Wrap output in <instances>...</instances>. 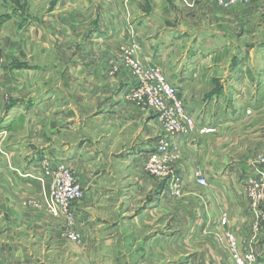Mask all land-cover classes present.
<instances>
[{
	"label": "crops",
	"instance_id": "crops-1",
	"mask_svg": "<svg viewBox=\"0 0 264 264\" xmlns=\"http://www.w3.org/2000/svg\"><path fill=\"white\" fill-rule=\"evenodd\" d=\"M5 1L0 0V264L170 263L173 245L185 238V231L172 229L185 219L172 215L173 187L186 217L185 197H194L196 212L185 220L195 224L196 234H215L211 251L223 249L213 252V264H228L218 256L227 252L226 231L242 249L253 247L254 264H264V204L237 194L251 180H264V167L256 173L252 157L238 165L228 135L244 122L264 127V71L251 70L264 55L259 2L223 9L212 0H189L191 6L187 0H158L160 10L151 9L150 0H48L49 13L39 14L30 11L29 0L17 1L20 7ZM131 42L141 46L138 57L146 64L160 65L196 124L170 136L162 177L146 169L166 135L161 119L135 94L134 82L128 74L124 78L123 64L114 58ZM31 58L66 66L46 76L54 83L45 89ZM114 61L122 72L110 76L107 67ZM61 161L71 165L84 189L71 218L50 213L46 205L47 163ZM196 171L205 175L206 186L196 182ZM205 188L213 197L195 195ZM69 231L80 241L69 239Z\"/></svg>",
	"mask_w": 264,
	"mask_h": 264
},
{
	"label": "built area",
	"instance_id": "built-area-1",
	"mask_svg": "<svg viewBox=\"0 0 264 264\" xmlns=\"http://www.w3.org/2000/svg\"><path fill=\"white\" fill-rule=\"evenodd\" d=\"M249 0H219L226 6L236 5ZM140 47L135 45L125 60L127 66L135 69L136 73L143 74V68L139 60L132 57L138 56ZM146 70L145 78L140 86L135 88V94L144 96L146 104L151 106L161 119L166 135L161 140L157 151L153 152L146 160V169L156 177H162L168 171L170 146V136L180 133H187L195 129V120L186 107V105L177 98V87L169 81L161 68L150 64ZM115 70L119 69L115 67ZM251 112L250 110L248 111ZM212 129L202 128L201 132H208ZM45 175L52 178V184L47 197V207L55 215L62 214L68 218L72 217L71 207L73 202L80 200L84 196V189L81 182L74 175V171L68 162L47 163ZM194 178L199 185L206 186L208 180L205 175L196 171ZM251 199L255 202L264 200V183L257 180H251L247 189ZM257 192V193H255ZM220 224L226 226L227 219L223 217ZM67 237L73 241H80V235L77 232H67ZM225 239L230 249L233 260L236 264H254L256 254L253 247L245 249L240 247V242L232 231L225 232Z\"/></svg>",
	"mask_w": 264,
	"mask_h": 264
},
{
	"label": "rangeland",
	"instance_id": "rangeland-1",
	"mask_svg": "<svg viewBox=\"0 0 264 264\" xmlns=\"http://www.w3.org/2000/svg\"><path fill=\"white\" fill-rule=\"evenodd\" d=\"M2 1H5V0H2ZM17 1H19V0H7V1H5V3H7L9 5L11 2L16 3ZM72 1L75 3L78 1L80 3H83L82 0H72ZM84 1H86V0H84ZM108 1L111 2L113 0H108ZM253 1H258L259 2L258 8H262L264 11V0H249L247 2H241V3H238L236 5H232V6H226V5L222 4L221 2H219V0H212V2H214V4L217 7H220L223 9H230L233 7H237L241 4H249L250 2H253ZM29 2H30L29 8H30V11L32 13H36V12H38L39 14L49 13L48 10L50 9V7L48 5V0H29ZM180 2L184 3V2H186V0H183V1L180 0ZM187 2L189 3L188 6H191V4L193 3V2H190L189 0H187ZM80 3H77V4H80ZM148 4L151 6V9H153L152 7L154 6V8L156 7V8H160V10H162V4L158 0H150L148 2ZM16 6L18 7L19 5H17V3H16ZM10 10L12 11L11 8H10ZM3 13H4V6L0 4V14H3ZM12 15H16V12L12 11ZM8 22H10V21H8ZM2 34L3 33H0V39L3 38ZM135 45H138L141 48V46L139 44H137L136 42H134V43L131 42L129 45H125L123 48H121L120 52L118 51L117 54L114 56V58H116L120 62H122V64H123L122 69H123L124 78L127 74L129 75V78H130L129 82H134L132 84V87L134 89L137 86H140L142 84L141 82H145L143 80L145 78L146 70H148L149 69L148 67L150 66V64H146L136 54H133L132 57L134 59H137L140 61L142 68H143V74L141 75L139 73H136V71L133 67L127 66V63L125 62V60L128 56L127 52L130 51L132 48H134ZM50 58H51V56H50ZM31 60H32L31 61L32 66L36 67L38 65L40 67L37 77L39 78V80H41V79L43 80V78H44V81H46V83H44L45 89H47V88L49 89L50 86H52V84L54 83V79H51L50 77H48L46 79V76H50L51 73H55L56 70H62L66 66V64H63V65L61 64V65L57 66L55 63H52V62L48 63L47 61H45V59H42V58H34V59L31 58ZM256 62L257 61H255V63L254 62L251 63V70L253 72H256L255 69H261L262 71H264V55H263V53L261 55V62H259V63H256ZM113 63H114V65H113ZM109 65L107 67L108 73L109 72L111 73V71H112V74L116 73L117 71L115 70V67H116L115 61L112 62L110 67H109ZM157 66L159 68H161L160 65H157ZM122 69H119L118 72L119 71L122 72ZM161 70H162V68H161ZM110 73H109L110 76H116V74L112 75ZM163 73H164V71H163ZM78 77L79 76L77 75V78ZM231 97H233V96H231ZM177 98L180 99L178 96H177ZM255 105H256V103H254V106ZM255 111L257 113H256L254 118L256 120L260 119L259 107H257V108L255 107ZM263 117H264V115H263ZM255 125L256 126H252V125L244 122L242 124L234 126L233 128H230V130L228 131V135L232 136L231 138H229V141L232 140V142H233L232 148L235 150L234 159H236V162L239 163L238 165L246 163V161H250L249 157H252L253 158L252 162L254 163V165H256L258 167V169L256 170V173H258L260 171V169L264 167V127H260L258 125V123ZM174 158L179 159L178 154H175ZM74 175L76 176L78 181L81 182V184H82V181L75 174V172H74ZM260 177L261 176H259V178L257 177L258 179H255V180L264 183V180H261ZM49 180H51V182L49 184L51 187V184L53 182L52 178ZM50 187H49V191H50ZM178 190L179 189H176L175 187H173V191H172V193H173L172 194V202H173L172 215L177 213L179 216L184 215L185 219H186L188 216L192 215V213L196 212V209H195L196 203L194 202V199H193L194 197L191 196V194L192 195H194V194L193 193L189 194V196H191V198L185 197L187 200L185 202V206L188 209V211H187L188 215L186 217V214H185L186 212L184 210H182L180 207L181 204L184 205V202L176 203L179 200L177 198L178 194H179ZM203 190L204 191L200 192V193L196 192L195 195L196 196L197 195H199V196L203 195L204 199H208L209 196L213 197L212 190H210L209 188H207V189L205 188ZM49 191L47 192V197H48ZM249 193L250 192L247 190H242L240 192L237 191V194L242 196V200H244L245 198L251 199ZM255 193H257V192H255ZM174 202H175V204H174ZM258 202L264 204V200H261ZM205 203H206V200H205ZM46 205H47V203H46ZM175 207L178 209V211L175 210L176 209ZM47 209H48V207H47ZM180 210H182V211L180 212ZM48 211H49V209H48ZM57 216H64V215L59 214ZM185 219H183V222L178 221V222H174L172 224L173 232H176L179 229L182 232L185 231L184 232L185 238L183 237L182 239H180L179 247H175L173 245V247H172L173 248V254H172L171 262L167 263V261H166V264H179V263H182V264L183 263L184 264H213V262L216 260L215 259L213 261V259L217 257L216 256L217 253H213V252L214 251L218 252V250H223V249L219 248L218 250L214 249V251H211L210 248L215 247V244L213 242H210V241H212L211 237H212V239H214L215 234L214 235L213 234L209 235L207 233L204 234L205 232L202 229L200 232H203V233H201L203 235H202V237H200L199 236L200 234H196L197 232H196V229L194 228L195 224L193 222L190 223L188 221V219L187 220H185ZM180 221H182V220H180ZM196 237H199V238H197L198 240L196 239ZM225 246H226L227 252L226 251H222V252H225L226 254L228 253L229 258L231 257V259L233 260L232 255L230 253L229 246L227 244V241H226ZM206 247H208V248H206ZM175 249H177V250H175ZM197 250H199L200 252H198ZM226 254L219 253L218 256L225 259L224 263L228 262V264H230V261L228 260V257ZM206 260L208 261V263H206ZM233 262H234V264H236L234 260H233Z\"/></svg>",
	"mask_w": 264,
	"mask_h": 264
}]
</instances>
